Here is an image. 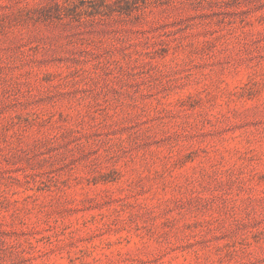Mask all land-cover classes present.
<instances>
[{"label": "rangeland", "instance_id": "374dc122", "mask_svg": "<svg viewBox=\"0 0 264 264\" xmlns=\"http://www.w3.org/2000/svg\"><path fill=\"white\" fill-rule=\"evenodd\" d=\"M0 264H264V0H0Z\"/></svg>", "mask_w": 264, "mask_h": 264}]
</instances>
